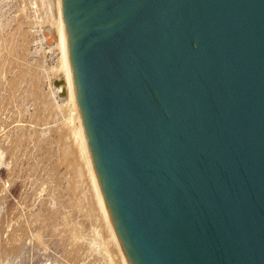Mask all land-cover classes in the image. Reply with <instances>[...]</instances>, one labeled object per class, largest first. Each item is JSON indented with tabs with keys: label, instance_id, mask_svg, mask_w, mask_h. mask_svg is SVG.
Returning a JSON list of instances; mask_svg holds the SVG:
<instances>
[{
	"label": "water",
	"instance_id": "1",
	"mask_svg": "<svg viewBox=\"0 0 264 264\" xmlns=\"http://www.w3.org/2000/svg\"><path fill=\"white\" fill-rule=\"evenodd\" d=\"M61 5L88 147L129 263L264 264V0Z\"/></svg>",
	"mask_w": 264,
	"mask_h": 264
},
{
	"label": "rangeland",
	"instance_id": "2",
	"mask_svg": "<svg viewBox=\"0 0 264 264\" xmlns=\"http://www.w3.org/2000/svg\"><path fill=\"white\" fill-rule=\"evenodd\" d=\"M60 20L61 0H0V264H130L55 86Z\"/></svg>",
	"mask_w": 264,
	"mask_h": 264
},
{
	"label": "bare ground",
	"instance_id": "3",
	"mask_svg": "<svg viewBox=\"0 0 264 264\" xmlns=\"http://www.w3.org/2000/svg\"><path fill=\"white\" fill-rule=\"evenodd\" d=\"M61 14H62V20H60V22L58 23V27H59L60 34L57 33L55 30L50 29V28L45 30V31H48V35H50V34H53L54 35V37L52 38V41H53L52 44H53V46L55 45V42H57L59 40V38H60L61 52H62L61 53L62 54L61 55V57H62L61 58V61H62L61 68L63 69V71L65 73V74H62V76L60 75L61 76L60 78L65 79V84L64 85H61L60 87H56V89H58V91H59V97L60 98H68V103L72 106L73 110L75 111V115L73 114L75 116L74 117V120L71 118L73 120V121L71 120L72 121V131L77 136V138L80 139L79 141H81V145H82L81 147L83 148V151H84V154H85L84 156L87 157V159H88V161H89V163L91 165V168H90L92 170L91 173L94 174V173H96V171L94 172L93 167H92V164H91V161L93 163V160H92V157H91V152H90L89 147H88V143H87V138H86V134H85L83 122H82V119H81V116H80V112H79V108H78V103H77V98H76V93H75L74 84H73V79H72V74H71L70 63L68 62L69 61V57H68V51H67V46H66V39H65V34H64L65 31L63 30L64 22L62 23V21H63L62 5H61ZM51 21H52V19H51ZM42 22H43V18H42ZM41 24L42 23H40V25ZM45 31H44V33H45ZM45 40H46V37H45ZM63 90L66 92V96L65 97L61 96V92ZM93 166H94V164H93ZM97 179H98V176H97ZM95 180H96V176H95ZM98 182H99V180H98ZM99 186H100V183H99ZM99 191L100 190H98V192ZM105 204H106V202H105ZM106 206H107V204H106ZM107 209H108V207H107ZM108 212H109V210H108ZM108 226H111V225H108ZM113 227L111 226V229L112 230H110V231H112L113 236L115 238L116 237L115 236L116 231L115 232L113 231Z\"/></svg>",
	"mask_w": 264,
	"mask_h": 264
},
{
	"label": "built area",
	"instance_id": "4",
	"mask_svg": "<svg viewBox=\"0 0 264 264\" xmlns=\"http://www.w3.org/2000/svg\"><path fill=\"white\" fill-rule=\"evenodd\" d=\"M33 16H34V19L37 22V26H38V23H42L43 14H42V11L40 9L39 3L38 4H36V3L33 4Z\"/></svg>",
	"mask_w": 264,
	"mask_h": 264
}]
</instances>
